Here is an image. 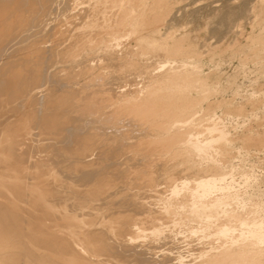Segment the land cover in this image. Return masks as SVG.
<instances>
[{
	"label": "bare ground",
	"instance_id": "bare-ground-1",
	"mask_svg": "<svg viewBox=\"0 0 264 264\" xmlns=\"http://www.w3.org/2000/svg\"><path fill=\"white\" fill-rule=\"evenodd\" d=\"M145 3L0 0V264H264L259 204L231 207L238 190L220 165L172 173L191 155L217 162L226 130L182 129L198 105L193 52L183 35L168 46L149 34L160 18L135 10ZM122 31L134 51L120 50ZM62 199L79 214L57 209Z\"/></svg>",
	"mask_w": 264,
	"mask_h": 264
},
{
	"label": "rangeland",
	"instance_id": "rangeland-1",
	"mask_svg": "<svg viewBox=\"0 0 264 264\" xmlns=\"http://www.w3.org/2000/svg\"><path fill=\"white\" fill-rule=\"evenodd\" d=\"M151 2L152 4H150ZM153 2H155V0H146L144 6L135 8L137 12L138 9H144L147 19H151L153 14L159 16V21L152 24V27L156 28L158 32L149 34L158 40H166L167 43L169 39L170 42L168 46L170 44V46H172L174 39L183 35L184 38L181 45L191 48L193 52L191 57L187 59L190 63V74L187 76V80L190 82L189 93L192 95L191 98L194 99L199 106L196 105L195 107V113L192 116L194 121L185 120V122L183 121L184 124L183 122L179 124L183 126L182 129L187 132L188 136L192 135V138L203 139V137H206L205 132L207 136H209L208 132L205 130L206 126L215 123L226 130L225 133L227 137V140L222 143L225 146V152L224 150L221 151L222 153L211 151V154L215 156L214 159L216 161L218 160L217 162L212 161L213 163L209 162V164L208 162L206 163V161L200 162L198 156L191 155L194 159V162L190 163L191 166L187 164L185 168L184 164L182 167L181 164H179L172 173H174V175L179 174V177H177L178 175L175 177L180 178V181L183 180V178L191 180L190 178H192L198 170L200 174L202 173L205 175L206 172L203 173L201 170H204L207 165H220L221 172L225 178V182L223 181V184H221L226 185L230 182L226 185L229 186V190H231L232 193L238 190L236 194L240 201L238 199L237 202L235 201L234 204H231V207L234 205L237 207L239 204L246 207H250L252 204H257L258 206L259 204L258 213L260 215L257 213L256 217L259 219L262 217L264 218V0H165L158 5ZM154 4L156 7H154ZM170 16L173 17L169 19L168 17ZM170 20L172 21L169 22ZM129 26L130 25L125 26L127 31L131 29ZM143 32H146L145 35L147 34V30ZM120 34H123L120 41L123 40L122 42L124 43L121 45L119 42L120 50L123 49L124 51V49H129L131 47V50H129L134 51L135 48H137L135 46L136 40L131 36H127L126 33L124 34V31L120 32ZM171 35L174 37H171ZM142 45L145 51L151 46ZM149 54H145L147 59L142 58V61L146 62V59L149 64L153 67L156 66L155 68L157 69V67L162 64V60L158 58L160 61H156L157 54ZM152 55L153 57H151ZM177 59L179 60V58ZM178 60L176 62H178ZM158 69H160V67ZM194 78L196 80L200 78L203 83H199L201 85L203 84V86L198 84ZM199 91L204 92L202 94ZM204 93L207 98L204 97ZM207 113L209 114L207 115ZM212 115L215 118H213ZM193 129H196L198 132L196 130L193 131ZM203 131L204 134H202ZM36 132L37 129H35L34 133ZM33 138L36 140L33 141L34 146L32 155L36 156V154H43V150L46 151L47 149L42 150L39 147L38 143L41 142V137L39 138V136L34 135ZM37 138L40 140L39 142ZM49 141L48 139L43 140L45 144ZM222 144L221 146L223 147ZM22 146L28 147L27 145ZM38 150L40 154L37 153ZM218 154L219 156H224L226 160L221 161L222 159H217ZM228 159L229 161H227ZM199 163H201V167H199ZM178 166L180 169H178ZM177 169L178 171L175 173ZM180 170L186 175H183ZM184 170H187L186 172L189 173L187 174ZM60 172L61 170H59V174L62 175ZM207 173V175H209V172ZM231 174L233 175L231 176ZM231 179L232 181H230ZM179 180H177L178 183H180ZM160 187L166 188L165 184H161ZM247 199L249 202L254 201L255 203L250 202V205ZM241 205L233 209L242 213V211L244 212V207H241ZM56 208L62 211L67 210L68 213L74 212V215L79 214L77 212V204H73V201H65L62 199L60 204L56 205ZM191 242L193 243V241ZM194 242L195 243L192 245H197V241L194 240Z\"/></svg>",
	"mask_w": 264,
	"mask_h": 264
}]
</instances>
